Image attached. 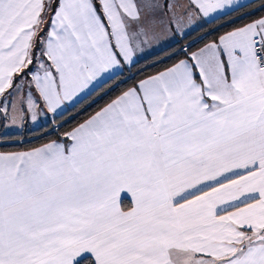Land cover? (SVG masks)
I'll return each instance as SVG.
<instances>
[{"label": "snow or ice", "instance_id": "snow-or-ice-1", "mask_svg": "<svg viewBox=\"0 0 264 264\" xmlns=\"http://www.w3.org/2000/svg\"><path fill=\"white\" fill-rule=\"evenodd\" d=\"M0 264H264V0H0Z\"/></svg>", "mask_w": 264, "mask_h": 264}, {"label": "trees", "instance_id": "trees-1", "mask_svg": "<svg viewBox=\"0 0 264 264\" xmlns=\"http://www.w3.org/2000/svg\"><path fill=\"white\" fill-rule=\"evenodd\" d=\"M216 25L212 24L209 25L208 29L206 30H211L213 28H215ZM213 35H215V33H213ZM149 64H151V61L148 62ZM164 67L163 64L160 65H156L153 67H148L145 71L144 74H147L149 72H155L158 71L160 69H162ZM118 94V90H113L108 92L106 95H103L102 97H97L96 99L93 100V102L91 104H88L87 102L81 106L80 109L77 110V112L74 114V118L69 119L68 124L65 125V128H71L73 126H75L77 123L82 122L84 119H86L88 117V115H90L91 113L98 111L100 107H102L105 103L109 102L115 95ZM46 139L43 140H35L33 141V143L35 144H39V143H44L46 142ZM30 144H24L22 147L23 148H27L30 147ZM5 150H15V149H5ZM122 205L125 206V201L122 200Z\"/></svg>", "mask_w": 264, "mask_h": 264}, {"label": "crops", "instance_id": "crops-1", "mask_svg": "<svg viewBox=\"0 0 264 264\" xmlns=\"http://www.w3.org/2000/svg\"><path fill=\"white\" fill-rule=\"evenodd\" d=\"M120 198L121 201L124 200L125 201V206L121 204L122 207H127L130 205L131 203V194L130 193H125V192H121L120 194Z\"/></svg>", "mask_w": 264, "mask_h": 264}]
</instances>
